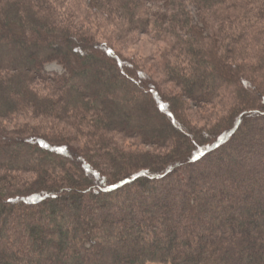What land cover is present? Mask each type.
<instances>
[{
  "label": "trees",
  "instance_id": "1",
  "mask_svg": "<svg viewBox=\"0 0 264 264\" xmlns=\"http://www.w3.org/2000/svg\"><path fill=\"white\" fill-rule=\"evenodd\" d=\"M96 29L168 45L179 94ZM29 115L58 130L0 123V264H264V0H0V122Z\"/></svg>",
  "mask_w": 264,
  "mask_h": 264
},
{
  "label": "rangeland",
  "instance_id": "2",
  "mask_svg": "<svg viewBox=\"0 0 264 264\" xmlns=\"http://www.w3.org/2000/svg\"><path fill=\"white\" fill-rule=\"evenodd\" d=\"M158 7L162 4L157 3ZM69 8V9H68ZM68 12L72 11L71 3L68 5ZM192 15L195 17V9L189 7ZM95 36L99 39V41H112L115 43V46L120 50V53L126 58L131 59L137 66L144 70L146 73L151 75L154 79L158 80L162 85V90L166 95L171 94H179L178 90L173 88L171 85L166 84L164 82V76L162 74L163 69V60L165 53L168 52V45L166 46L164 43L156 42L149 37L139 36L136 40L129 42H119L116 38L112 37L107 30L104 29H96ZM246 58L243 60V62ZM242 62V63H243ZM244 64V63H243ZM45 72L50 76L63 75L64 69L56 64L50 63L45 66ZM48 85V84H47ZM50 84L48 85V87ZM38 92L43 93L44 91L48 93V89L46 86H42L39 82L34 86ZM51 87V86H50ZM49 87V88H50ZM186 118H188V122L191 125L197 126L199 128L207 125L217 124L222 118L227 116V110L217 107H195L192 105H188L186 111ZM54 114V113H53ZM48 118L38 117V115H29L25 117L15 118L9 121L0 122L2 127L7 128L8 130H16L17 128H22L26 126L36 127V135L40 134H49L54 130H58L55 127L50 126L47 122L54 123L52 119L47 120ZM44 120L46 122H44ZM44 122V123H43ZM119 142V141H118ZM125 148H133L139 149L140 151H147L148 147L143 145H138L131 142H119Z\"/></svg>",
  "mask_w": 264,
  "mask_h": 264
}]
</instances>
